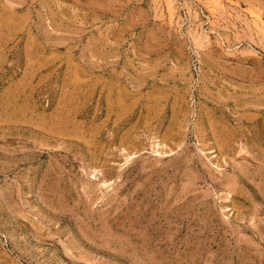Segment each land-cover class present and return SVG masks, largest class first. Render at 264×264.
Listing matches in <instances>:
<instances>
[{
  "label": "rangeland",
  "instance_id": "374dc122",
  "mask_svg": "<svg viewBox=\"0 0 264 264\" xmlns=\"http://www.w3.org/2000/svg\"><path fill=\"white\" fill-rule=\"evenodd\" d=\"M0 264H264V0H0Z\"/></svg>",
  "mask_w": 264,
  "mask_h": 264
},
{
  "label": "bare ground",
  "instance_id": "6f19581e",
  "mask_svg": "<svg viewBox=\"0 0 264 264\" xmlns=\"http://www.w3.org/2000/svg\"><path fill=\"white\" fill-rule=\"evenodd\" d=\"M214 3V2H213ZM219 4V3H218ZM216 5V4H215ZM217 6V5H216ZM219 6V5H218ZM221 6V5H220ZM221 8V7H220ZM212 9V7H211ZM215 9V8H214ZM163 145V144H162ZM161 143H158V147L162 146ZM227 198V197H226Z\"/></svg>",
  "mask_w": 264,
  "mask_h": 264
}]
</instances>
